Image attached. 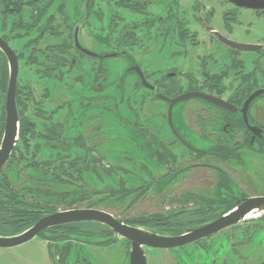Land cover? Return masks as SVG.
I'll use <instances>...</instances> for the list:
<instances>
[{
    "label": "flooded vegetation",
    "instance_id": "1",
    "mask_svg": "<svg viewBox=\"0 0 264 264\" xmlns=\"http://www.w3.org/2000/svg\"><path fill=\"white\" fill-rule=\"evenodd\" d=\"M84 8L85 12L72 28L70 47L76 52L75 57L71 56L70 64L66 58L49 68L42 64L44 70L39 69L37 74L39 83L50 79L51 90L49 95L40 94L37 98L34 94L30 97L39 104L38 108H44L47 100H55L56 103H59L56 100H64V121L57 114V110L63 106H57L53 113L38 115L40 120L50 122L45 127L49 130L53 128L56 135L52 134V137L56 143L64 142L69 147L64 149V165L68 175L66 185L75 188L63 190L71 193V198L75 196L85 201L94 194L104 192L87 189V179L96 176L102 183L105 174L120 177V166L115 167L112 163L114 158L110 156L118 160L121 154H104V139L88 146L83 133L78 132L85 127H95L99 132L106 122L117 135H122L123 140L115 141L114 146L119 145V149L120 143L124 142V147L129 145V150L137 151L144 160L139 162L135 159L133 165L146 169L145 161L148 160L152 164L167 165L170 157L174 161L177 159L172 150L181 148L191 152L193 158L198 160L177 170L170 168L160 179V184L172 183L181 172L190 168H210L219 175L217 198H220V202L223 199L226 201L215 204L219 207L216 212L231 203L232 199L237 202L238 199L250 197L221 165L200 160L210 157L219 163L245 161L241 151L264 155V39H248L253 23L264 21V8H251L242 5L240 0H86ZM76 27H79V41L87 51L82 52L75 46ZM84 30L87 34L83 41L81 34ZM2 37L15 50L9 40ZM16 53L20 71V57ZM8 68L6 91L0 90L4 101L3 118H0V129L3 125L0 144L6 123L9 62ZM19 93L17 83L20 133L23 114L20 101L26 100V96ZM210 100H220L224 105ZM34 128L36 130L35 122ZM124 147L121 149L124 150ZM53 148L56 153L62 152L59 146ZM127 150L123 153H127ZM148 174L151 175V172L148 171ZM109 193L115 196L118 190ZM123 195L127 196L128 193ZM198 197L186 193L182 194L180 200L186 204ZM88 208L106 211L116 217L112 212L95 206H72L56 209L55 212ZM181 212L183 210L175 215ZM191 212L198 213V221L189 224L173 222V213H157L131 220L116 218L144 229L175 231L200 226L199 220L212 213L208 208H192ZM153 216L162 218L152 226L139 223L142 218ZM239 223L188 243L201 244L206 251L204 263L198 257L192 258L193 263L223 264L214 255H209L210 251L202 241L216 238L220 232L236 228ZM83 227L78 229L79 234H73L70 229L54 230L64 234L53 240H47L43 234L55 227L44 229L38 235L47 240L50 254L63 264L67 263L74 247L71 243L74 235L94 238L98 235L101 240L92 242L98 246H107L120 238L114 233L109 234L102 226L89 224ZM253 227L243 229L241 237L253 231L260 239L264 238V214ZM127 241L131 255L132 245ZM60 242L64 244L59 245ZM260 242L256 240V245ZM202 247L198 245L201 255ZM78 262L90 264L86 257L78 259ZM226 264L231 263L227 260Z\"/></svg>",
    "mask_w": 264,
    "mask_h": 264
},
{
    "label": "rangeland",
    "instance_id": "2",
    "mask_svg": "<svg viewBox=\"0 0 264 264\" xmlns=\"http://www.w3.org/2000/svg\"><path fill=\"white\" fill-rule=\"evenodd\" d=\"M31 0H0V35L7 37L9 42L14 46L20 57V71L18 81V91L26 96V100L20 101L21 108L23 109V118L31 120L36 123V132L38 133L37 139L33 143L41 142L40 152L38 153L39 160L52 161L57 158L55 151H51L53 146L61 147L64 156V149L68 148L66 144L56 143L55 139H46L45 125H49L48 120H40L39 116L44 114L53 113L57 106H63L57 110V114L64 121L65 118V103L64 100L45 101V104L38 108L35 100L30 97L36 94L39 98L40 94L49 95L51 90L50 79L46 78L39 83L38 70H44L42 64H46L47 68L58 64V60L66 58L71 63V56L75 57V51L71 49L72 43V28L74 24L81 18L85 12L84 4L86 0H47L40 2L36 11H31L28 5L24 6V11H21L24 2ZM48 3V4H47ZM44 13L38 17L39 13ZM6 24V25H4ZM259 24V25H258ZM249 38H262L264 39V21L252 25ZM258 27V28H257ZM86 31L81 34L84 41L86 39ZM77 57V56H76ZM65 71L68 69H64ZM47 72L49 70H46ZM38 74V75H37ZM19 93V94H20ZM62 103H64L62 105ZM4 101L0 93V118H3ZM61 104V105H58ZM103 129L96 132V128L79 129L87 140L88 146L104 139V154H121V158L115 160V157L110 156L113 165L118 167L120 177L107 176L105 174L104 182H100L96 176L92 179H87L85 186L87 189L95 191H104L103 193L94 194L91 199L76 202L73 207H88L95 206L96 208L104 209L112 212L120 219H135L145 215H153L157 213L174 214L173 222L192 223L198 221V213L193 214L192 208L203 210L206 207V200H214L217 198L218 192V173L210 168H190L181 172L178 178L168 185L160 184V179L166 174L170 168L177 170L180 167L189 165L192 162L198 161L193 158L191 152L186 149L170 150L177 155L176 161L173 157L168 161L167 165L152 164L149 160L145 161L147 167H140L133 165V160H141L138 152L129 150V145L124 147L122 143V135H117L106 122H104ZM83 130V131H82ZM41 132L42 134H39ZM45 132V133H44ZM44 133V134H43ZM77 134V133H76ZM66 136V135H65ZM52 137V135H51ZM126 138V137H124ZM63 137L62 140H64ZM121 140L120 147L114 146V142ZM128 141V140H127ZM113 142V143H112ZM111 143L113 145H111ZM124 147V150L121 149ZM127 150V153L125 150ZM116 152V153H114ZM58 154V153H57ZM143 154V152H142ZM241 156H245V161L233 160L228 163H219L218 160L210 157H205L200 161L211 162L221 165L239 184L244 193L252 195H264V155H258L254 152L241 151ZM144 155V154H143ZM108 156V157H109ZM140 156V157H139ZM30 160L33 159V154L29 155ZM144 158V157H143ZM242 158V157H241ZM139 161V162H140ZM13 165L8 162L2 171L6 173L14 182L19 184L28 183L33 187L64 189L75 188L66 184L60 185L57 182L51 181L48 175L37 171L33 167H28L27 162H19L15 158ZM57 161L56 163H59ZM17 167L21 169L20 177H17ZM54 166L50 172L54 170ZM151 172V175L148 174ZM19 180H16V179ZM118 195L112 196L117 192ZM110 192L113 194L111 195ZM128 195H123V193ZM191 193L198 195V199L191 200L186 204H182V194ZM123 195V196H122ZM40 198H44L40 196ZM48 198V197H46ZM51 204H54L56 209H66L71 207L67 202H59L57 195L50 198ZM68 201H70L68 199ZM183 210L179 215L177 212ZM197 210V209H196ZM254 216L241 221L238 227L228 229L225 232H220L215 237L207 238L202 241L210 251L209 255L217 257L218 261L226 264V261L231 264H264V238L260 239L256 234L250 231L249 234L241 237L243 229H253L259 221L260 217ZM253 227V228H252ZM260 233V231H258ZM62 231L48 230L43 235L51 240L63 236ZM258 235V234H257ZM72 239L73 249L66 264H83L77 263V260H82L86 257L90 264H129L130 263V246L125 238H119L114 243L107 246H98L92 244L96 240H101V237L74 235ZM228 238L226 239V237ZM47 240L38 235L28 242L23 244L0 248V264H63L59 263L56 257L50 254ZM256 240L261 242L256 245ZM54 246L55 242L53 241ZM91 243V244H90ZM63 245V242L58 243ZM201 244H188L183 247H176L170 249L146 247L145 255L147 264H194V257L205 261L206 251L203 248V255L199 252ZM221 245V246H220ZM201 248V249H202ZM80 255V257H78ZM208 258V257H207Z\"/></svg>",
    "mask_w": 264,
    "mask_h": 264
},
{
    "label": "water",
    "instance_id": "3",
    "mask_svg": "<svg viewBox=\"0 0 264 264\" xmlns=\"http://www.w3.org/2000/svg\"><path fill=\"white\" fill-rule=\"evenodd\" d=\"M240 2H242V5L251 8H264V0H240ZM74 41L75 46L80 51H87L79 41V27L75 29ZM0 49L5 53L10 67L6 100V123L4 136L0 144L1 170L10 159L19 136V111L16 100L19 59L16 51L2 36H0ZM210 101L224 105L220 100ZM254 211L258 215L264 213V196H250L238 199L237 204L226 213L200 226L187 228L178 235L162 234L128 225L118 220L112 214L98 209L88 208L57 211L41 217L30 228L17 235H0V248L13 247L28 242L47 228L80 222H99L106 225L117 236L128 239L131 242L130 264H147L144 246L170 249L186 245L248 219L247 216Z\"/></svg>",
    "mask_w": 264,
    "mask_h": 264
},
{
    "label": "trees",
    "instance_id": "4",
    "mask_svg": "<svg viewBox=\"0 0 264 264\" xmlns=\"http://www.w3.org/2000/svg\"><path fill=\"white\" fill-rule=\"evenodd\" d=\"M47 0H31L29 2H24L23 7L21 8V11L23 12L24 6L28 5L29 8H31V11H36L39 7L40 2H45ZM52 1V0H51ZM48 4V3H47ZM44 13H39L38 17L43 15ZM6 25V24H4ZM7 40L8 38L5 37ZM8 76H9V68H8V61L5 56V54L0 49V90L3 92L6 91L7 83H8ZM20 118V133H19V141L16 145V148L14 149L9 162L13 165L15 162V158L19 162L26 161L28 167H33L37 171H40L41 173L48 175L51 181L57 182L60 185L67 184V169L64 165V158L66 156H63L62 152L56 153L57 156L54 160H39L38 153L40 152V146H42L41 142L33 143L35 139L38 137V133L36 132L34 128V121L31 120H25L23 116ZM2 129L3 125L0 129V139L2 136ZM46 134L44 137L46 139H51V135H56L53 128L48 129L46 128ZM54 139V138H53ZM42 148H45L42 146ZM41 148V149H42ZM51 151H55L54 148L51 149ZM33 154V159L30 160L29 155ZM57 161H60L59 163H56ZM52 166H54V170L50 172V169H52ZM17 177H20L21 169L17 167ZM21 172H20V171ZM16 180H19V179ZM17 181H13L6 173H2L0 175V235L3 236H13L17 235L26 229L30 228L35 222H37L41 217L45 216L46 214L53 213L56 211V208L54 207V204H51L50 201L51 196L57 195L59 197V202H67L71 205V207L76 204V202L84 201L81 198H76L73 196L70 197L71 193H69L66 190L63 189H48V188H38L33 187L31 184L28 183H22L20 182L16 183ZM65 189V188H64ZM40 196L44 198H40ZM48 197V198H46ZM68 199L70 201H68ZM220 199V198H219ZM218 198L214 200H206V207L209 209L210 212H212L209 216H206L204 218H201L199 220L200 224H204L206 222L212 221L213 219L221 216L222 214L226 213L230 209H232L236 204V200L232 199L230 202L225 205V207L220 210L219 212H216L218 210V206L215 204H218L220 202ZM223 199V198H222ZM63 200V201H61ZM226 201L223 199L220 203H225ZM70 208V207H69ZM162 217L158 218L156 216H153L152 218L146 217L142 218L143 220L139 222L140 224L144 226H152L155 224V221L161 220ZM97 225L104 227L109 234H113V232L110 231V229L106 225H102L100 223L90 222V223H75V224H69V225H63L59 227H55L48 230H72L73 234H79L78 229L85 228L84 225ZM148 230L162 233V234H169V235H178L182 233L186 228H180V229H155V228H148L145 227ZM81 234V233H80Z\"/></svg>",
    "mask_w": 264,
    "mask_h": 264
},
{
    "label": "bare ground",
    "instance_id": "5",
    "mask_svg": "<svg viewBox=\"0 0 264 264\" xmlns=\"http://www.w3.org/2000/svg\"><path fill=\"white\" fill-rule=\"evenodd\" d=\"M257 214H258V213H256V212L254 211L253 213L249 214V215L247 216V218L252 217V216H256Z\"/></svg>",
    "mask_w": 264,
    "mask_h": 264
}]
</instances>
